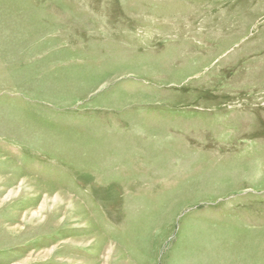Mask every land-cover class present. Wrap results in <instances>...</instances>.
Wrapping results in <instances>:
<instances>
[{"label":"rangeland","instance_id":"obj_1","mask_svg":"<svg viewBox=\"0 0 264 264\" xmlns=\"http://www.w3.org/2000/svg\"><path fill=\"white\" fill-rule=\"evenodd\" d=\"M0 264H264V0H0Z\"/></svg>","mask_w":264,"mask_h":264}]
</instances>
